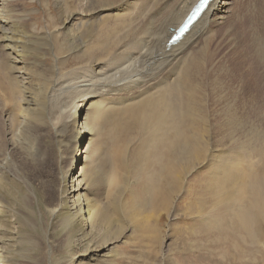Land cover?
<instances>
[{
	"label": "bare ground",
	"instance_id": "obj_1",
	"mask_svg": "<svg viewBox=\"0 0 264 264\" xmlns=\"http://www.w3.org/2000/svg\"><path fill=\"white\" fill-rule=\"evenodd\" d=\"M96 1L98 6L96 10L91 9L92 15L111 7ZM198 1L119 0L115 5L124 7L122 12L113 15L116 18L112 21L107 18L110 24L107 20L108 25L98 26L100 29L95 33L87 27L85 30L76 29L74 25V28L66 27L74 21L75 13L62 11L65 29L62 36L70 51L60 58L61 49L66 48L64 43L61 42V48L56 49L59 55H55L50 48L53 42L49 41L52 33L46 30L43 34H35L33 16L37 12L19 10L17 4L22 0H0V141L3 143L0 148V212L8 210L6 197L13 201L20 196L28 204V212L34 214L32 206L40 209V205L44 209L46 203L39 204V200L45 202L44 197L52 193L57 203L50 207L46 204L48 214L55 216L60 210L67 212L65 226H78L88 237L81 239L84 250L72 258L74 264H113L117 257L116 243L122 236L119 232L126 220L127 228L134 230L140 242L144 239L145 245L167 246L166 242L162 245L158 230L154 223L151 228L147 216L153 215L152 210H169L173 198L178 199L188 190L187 180L197 170L207 171L210 191L218 193L214 196L218 197L216 205H227L233 217H237L239 228L252 234L255 242L257 234L260 236L255 227L260 226V215L264 214V127L253 125L252 121H238L230 113L231 109L218 113L206 105V75H212L211 81L221 91L223 85L219 76L224 72V64L209 60L204 39L209 40L207 35L221 27L233 36L234 23L241 21L243 15L236 12L239 0H213L182 40L168 46L172 35ZM40 2L29 1L37 6ZM89 22L93 23V20ZM132 22L135 24L130 28ZM82 37L86 43H81ZM46 48L51 52L53 65L43 69L30 59ZM259 48L257 50L262 46ZM259 53L264 64V51ZM208 64L216 69L206 72ZM232 102L235 103L236 99ZM234 110L243 111V107ZM241 114L244 115V111ZM254 119L262 120L263 117ZM221 128L224 129L220 133L223 138L217 141V130ZM101 133H108L111 138L114 135L117 143L116 157L109 156V152V158L103 163L107 170L88 161L89 146L95 143V139L94 156L101 160L105 156L104 145L97 141ZM235 134L236 138L233 137ZM47 138L52 143V156L67 166L61 164L59 167L56 163L55 176L41 175L35 184L29 185L28 179L16 170L14 157L33 165L43 161L48 148L44 150L41 141H47ZM134 141L137 142L134 154L140 156V160H136L139 164L141 162L140 169L144 172L141 176L147 184L141 204L137 206L138 203L132 201L124 216V205L114 194L125 187L131 164L129 151L133 150H129V145ZM82 143L83 151H76ZM77 163L79 166L72 175ZM137 168L139 170L138 165ZM102 182L104 186L112 184L116 189L111 192L116 199L109 204L100 202L96 196ZM65 187L68 191L64 202ZM246 189L255 195L253 202L252 197H248L249 207L244 206ZM105 195L100 197L105 199ZM142 208L151 214L145 216ZM22 220L27 222V216ZM2 226L0 264L6 262V249L11 254L21 250L17 247L20 238L10 236V233L7 235L9 231ZM27 226L31 231L35 230L32 223ZM29 238L22 239L28 241Z\"/></svg>",
	"mask_w": 264,
	"mask_h": 264
},
{
	"label": "rangeland",
	"instance_id": "obj_2",
	"mask_svg": "<svg viewBox=\"0 0 264 264\" xmlns=\"http://www.w3.org/2000/svg\"><path fill=\"white\" fill-rule=\"evenodd\" d=\"M29 1L31 0H22V2L17 4V8H19V10L23 12H27V11L37 12V15L33 16L34 17L33 23L35 24L34 31L36 30L35 34H43L46 30L52 33L53 37H51L49 41L50 43L53 42L51 43V45L54 44L53 46L50 45V48L55 55H59L57 54L56 49L61 48L63 43L66 48L68 47L67 49L66 48L61 49L62 51L64 50L66 54H64V52L62 54L61 51L62 56L59 55L60 58L63 57V55L64 56L67 55L68 52L70 51L69 45L63 41L62 33L65 31V29H63L62 11L75 13L74 21H72L70 24H68L69 26L67 25L66 27L72 26V28H74L75 26L76 29L80 28V30H85L87 27V30L89 28V30L94 31L95 33L100 29V27L110 24L109 20L110 21L114 20L116 18L114 17L116 16L115 14L117 13L119 14L124 9V7H119L118 6L119 4L115 5L116 3L119 2V0H116L118 2L114 0L115 3L112 4L110 2L113 0H100V4L106 3L111 5V7L104 8L105 10L100 9V11L97 14L92 15V13L90 14L91 9H95L98 6V2L96 0H90L91 3L86 2L85 0H84L85 2L82 0H38L39 2L40 1L42 2V3L40 2L41 6L31 4L29 3ZM54 1L58 3H55ZM263 2L264 0H239V4L236 8V12L237 15H239L240 13L243 15L242 16L240 15L241 21L238 20V22H236L237 25H235L236 23H234L235 27L233 31L235 33L233 32V36H231L230 33H228V31L225 28L221 27L216 29L217 31L212 32V35L211 34L207 35L209 37V40H207L208 39L207 37H205L204 39V43L207 44L205 46H207L206 49H207V55L209 56L208 57L209 60L211 62H216V64L218 63L224 64L223 66L224 72L219 76V79L222 81V85H223V89L221 91L218 89L215 83L211 81L212 75L211 74L206 75L205 92H206L207 107L209 109L216 110L218 113L226 111L227 109H231L230 113L234 114L238 121H246V122L252 121L253 125L261 126V127H264V90H263L264 64L262 63L261 58H259L260 57L259 51L261 50L264 51L263 50V46H264V28H263L264 3ZM44 3H47L46 6L44 5ZM86 3H87L86 5L87 7L85 6ZM87 8H89L90 10ZM256 10L258 12H256ZM84 13L85 15H83ZM89 16H91L92 18ZM93 16L97 18L98 23L95 22L96 18ZM110 16H113L114 18ZM100 17L103 19H101ZM107 18L108 19L111 18V19L108 20ZM91 19L93 20V23L89 22V21L92 22ZM131 19H132L131 21H133V18ZM101 20L104 22L103 25ZM107 20H108V24H107ZM94 23L96 24V26L93 25ZM132 23L133 25L130 26V28L134 27L135 22ZM43 25L44 26L46 25L47 27L46 26L43 27ZM82 25L84 26V29ZM91 25L97 28L98 26L100 27L98 29H95ZM38 26L41 27V29ZM55 30L57 31V33H55ZM41 31L43 32L41 33ZM227 34H229L228 35L229 37L227 36ZM84 36L87 39L86 35ZM54 37L56 38L54 39ZM230 37L233 38L234 40L233 39L230 40ZM254 37L255 39L258 40V42L257 40L254 39ZM82 38L81 40L83 41H81V43L82 44L83 42L86 43L87 42L86 39L84 38L82 39ZM205 40H207L208 42L206 43ZM252 40L254 41L252 42ZM260 45L262 46L261 50H257V47L258 49H260L259 48L261 47ZM52 48L55 49L56 51L53 50ZM48 50L49 48H46L43 49L42 53L34 54L35 58L32 59L33 58L32 57L30 61H33L34 63L36 62L35 64L42 67L43 69L47 68L48 66L52 67L53 64L51 63H53V58L51 56V52L50 51L48 52ZM257 59H260V61H258ZM215 69L216 66H210V64H208L206 72L210 73ZM256 83L258 86L256 85ZM233 99H236L235 103L232 102ZM238 106H240V108L243 107L244 115L241 114L243 112L242 110H234L235 107L237 108ZM220 116L221 115H219V118ZM258 116L259 117L262 116L263 119L255 120L254 118ZM223 130H224L223 128L217 130L219 134V135L218 134L215 135V136L218 135L216 137L218 138L217 141L223 138L222 134H220ZM102 134L108 135V133H101V135L98 137L99 139L97 138V141L100 144L104 145L102 149L105 156L102 157L103 158L102 160L95 157L96 155L94 150L97 143L95 139V143L90 144L91 147L89 146L91 153L92 151L94 152L91 154L89 151L88 161L89 163L91 162L94 165H96L95 167H100L103 170H107L108 167L105 166L103 163L104 162L106 163L109 152H110L109 156L114 155L116 157L115 155L116 153L114 152H116L115 146L117 143L116 140H114V135H112L111 138L109 137V135L108 137L107 136L103 137ZM233 137L236 138V134ZM105 138H108L109 141H107V139L105 140ZM110 139L111 142L113 143L110 142ZM206 141L208 144V148L210 149V141L208 140L207 137H206ZM134 143H131V145H129V150L130 149L133 150L132 152L131 150L129 151V160L131 161V164H129V170H130L129 176H127V178L125 179L126 183L124 182L125 187L122 188V190L119 189L116 190L114 185L111 184L110 187L109 185L107 187L104 186L105 183L102 182V184L98 186L97 188L98 190L96 189L100 193L99 194L98 192H96V194L97 193L99 194V197L102 195V197L104 198V195L107 194V197L105 195V199L100 197V199L102 200L99 199L98 194L96 195L97 199L104 204L105 202L109 204L110 202H112L113 199H116L115 197H118L117 200L120 199L121 204L124 205L123 207V210L125 211V213H123L124 216L127 215V213L129 212L130 210L129 207L132 201H134L135 203L137 202L138 203V204L136 203L137 206L141 204L142 199L144 198L143 193L145 192V188L147 184V182L146 184L144 183L145 178L141 176L144 174V172L140 169L141 167V162L139 164L140 156L137 157V155L135 156L134 154L135 153L134 147L135 148L137 147V142L134 141ZM1 144L3 143L2 142L0 143V148L3 147V145L1 146ZM41 144L44 150L47 148L48 149L47 151L45 150V156L42 159L43 161L38 162L35 165L28 162H24L23 159L14 157L16 170H18V172L20 170L19 174L20 175L22 174L21 176L25 177L26 180L28 179L27 182L29 183V185H31V183L32 185L35 184L41 175L48 177L55 176L57 170L56 167L58 166L61 167L60 165L62 164L61 162L58 163L55 156L54 157L52 156L54 154L52 150V143L48 140V138L47 141L43 139L41 141ZM83 146H84L83 143L80 144L77 147L76 151L78 152L83 151L84 148ZM91 148L93 150H91ZM104 151L107 153H105ZM137 158L139 159L138 161L136 160ZM113 159L116 160V158ZM21 161H22L21 166L24 163L25 165L27 163V165L26 166L23 165L24 167L23 166L21 167L20 166ZM132 162L134 165H132ZM56 163H58L57 164L58 166L56 165ZM30 164L32 165V167ZM39 164L41 165V167ZM78 164L79 163H77L76 166L74 167L72 175H74L76 168L79 166ZM64 165L67 166V164L65 163ZM64 165L62 164V167ZM137 165L139 166V170L137 168ZM17 167H19L20 169H17ZM135 168L139 171L140 176L137 175V171L135 170ZM21 170L24 171V173L21 172ZM140 171L142 174L140 173ZM209 182L210 181L207 171L197 170V172L194 173L187 180L188 190L184 192L182 196H179L178 199L173 198L172 204L169 209L171 210L170 212L169 210L166 211L160 210L159 212H157V210L156 211L152 210L151 212H153V215H150L152 220L149 217V215L147 216L149 218V225L151 226V228L155 226L156 229L158 230V235L160 236L161 242H163L162 245H164V243L166 242L167 246L164 245L161 248V244L157 247L150 243H146L145 245L144 239L142 240V242H140L139 240H137L138 238L134 230H130L129 228H127L128 220H126L125 223L123 224V227L124 226L125 227L124 228L122 227V231L119 232L122 236L121 239L116 243L115 252L117 253V257L114 260L113 264H264V222H263L264 214L260 215L262 216L261 218L262 223H260V226L255 227V231L257 233L259 232L261 236L260 237L259 234H257L258 237L256 236V242H257L256 243L252 237V234L249 235L247 233L248 232L247 230H241L239 228L237 217H233L232 212H230V209L227 207V205L225 204L216 205L217 204L216 199L218 200V197L217 198L215 197L218 193L214 191L213 192L210 191L212 190V188L209 187L208 185ZM121 184L123 183H120V185ZM106 187L109 189V191ZM67 189H68L67 187L64 188V191L66 192L62 197V200L64 202L67 197V191H68ZM115 190L117 191V194L115 193L114 194L115 197H113L114 196L113 193ZM112 191L113 193H111ZM213 193L214 195H212ZM121 194L122 196L120 198ZM209 195L211 197L212 196L215 197L211 198ZM245 195H246V200L244 201H246V203L244 202V206L249 207V204L247 203L248 197H252V202H253L255 195H251L249 189L245 190ZM10 200L11 197L9 198L6 197V201L8 203V207H7L8 210L6 212H0V225L1 226L3 225L2 227L7 228V230L9 231L7 232V235H9L8 233H10V236L13 235L20 238L19 241H21V243L18 244L17 247H19L21 250L18 253L11 254L7 252L6 249L5 251L6 253L4 254L6 257V262L4 264H74L71 262L72 258H74V256H76L78 253L84 250V242L82 240L88 237H86L84 231L81 232V228L78 226L76 227L65 226L64 219L67 215L66 214L67 212L60 210V212H58L55 216H51L48 214L46 204L50 207V206H54L57 203L54 202L56 199L53 197L52 193L44 197L45 202L39 200V204L46 203L44 209H42L40 205H39L40 209H38V207L36 206H32L34 207L33 208L34 209L33 211L35 212L34 214H30L28 212V210L26 209V206H28V204L24 202L20 196L16 197V199L13 201L11 200L12 202ZM142 210L144 211L145 216L148 213H150L148 212L149 211L148 209H147L148 211L145 208H142ZM8 212H10L11 214ZM24 216H27V222L25 223L22 220V217ZM156 216H158L157 219ZM28 223H32L35 226L34 231H31L28 228L27 226ZM153 223L154 226L152 227ZM8 227L12 229H9ZM3 235L5 236V234ZM26 236L30 237L28 241L22 239V238H26ZM251 242H255V243L253 244ZM260 243L261 245H259Z\"/></svg>",
	"mask_w": 264,
	"mask_h": 264
}]
</instances>
